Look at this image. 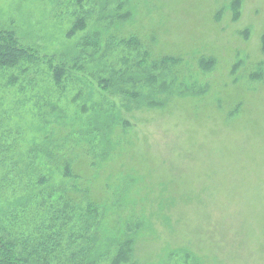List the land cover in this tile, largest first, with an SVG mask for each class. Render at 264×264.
<instances>
[{
  "label": "rangeland",
  "instance_id": "obj_1",
  "mask_svg": "<svg viewBox=\"0 0 264 264\" xmlns=\"http://www.w3.org/2000/svg\"><path fill=\"white\" fill-rule=\"evenodd\" d=\"M0 32L35 58L0 70L5 240L40 264H113L127 235L123 264H264V0H0ZM69 142L96 156L82 201Z\"/></svg>",
  "mask_w": 264,
  "mask_h": 264
},
{
  "label": "trees",
  "instance_id": "obj_2",
  "mask_svg": "<svg viewBox=\"0 0 264 264\" xmlns=\"http://www.w3.org/2000/svg\"><path fill=\"white\" fill-rule=\"evenodd\" d=\"M84 0H77L78 3H82ZM127 16V15H126ZM124 20H122L123 22ZM84 25V20L76 21L74 28L71 31V34H74ZM109 32L113 33V28L109 30ZM99 36V34L97 33ZM116 37L113 35V38ZM117 38V37H116ZM140 39L136 36H131L130 38H126L123 40H119V42H128L135 41L137 44H140ZM89 41L98 44V39ZM147 56L149 55L146 51ZM35 59V58H34ZM33 55L31 54L29 49L21 47L13 33L10 32H0V70L3 69H11L20 65L22 62H33ZM45 59V58H44ZM50 68H53L54 72V81L56 85H60L62 83V79L66 76V70L63 66H53L49 64ZM75 126V125H73ZM91 126L89 123L88 128ZM84 128V126H83ZM86 130V129H85ZM85 130H83L85 132ZM73 133V132H72ZM81 149L83 151H81ZM61 155L70 154V159L77 158L76 160H83L84 163L89 164V167H95L96 156L90 153L89 149H84L80 142H69L63 143L61 148ZM53 154H50L51 159H53ZM94 156V157H92ZM69 161V160H67ZM72 161V160H71ZM76 162V161H75ZM91 163V164H90ZM80 163H78V166ZM74 166L77 164L74 163ZM81 166L78 168L80 169ZM93 172H91V176L89 178H85V176H81L80 172H76V185L78 187L79 201L84 199H88L89 194L91 193L90 184L92 180H94L95 171L91 168ZM80 171V170H78ZM117 188V187H115ZM106 189V188H104ZM110 190L107 189V192ZM106 192V193H107ZM134 236L127 235L124 239L118 243H120V248L118 251L117 257L114 259L113 264H123L129 260V256L134 253ZM100 252L98 250L92 251L89 253L90 258L84 260V264H93L95 260L99 259ZM31 256H25L23 252H20L12 242H8L2 236L0 231V264H40L38 261H31ZM92 260V261H91ZM76 264V263H75Z\"/></svg>",
  "mask_w": 264,
  "mask_h": 264
}]
</instances>
